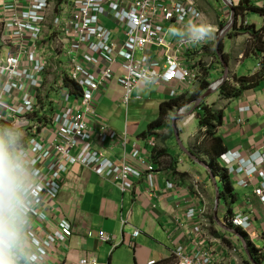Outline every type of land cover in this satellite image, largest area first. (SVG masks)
I'll return each mask as SVG.
<instances>
[{
    "label": "built area",
    "instance_id": "2783aa9c",
    "mask_svg": "<svg viewBox=\"0 0 264 264\" xmlns=\"http://www.w3.org/2000/svg\"><path fill=\"white\" fill-rule=\"evenodd\" d=\"M228 1L234 9L240 7V2ZM248 13L238 15V27L250 24ZM189 19L206 23L192 0H0V125L14 123L23 130L24 145L38 169L32 231L39 252L33 264H47L74 235L69 220L53 215L61 183L71 167L80 165L114 181L124 194L144 179L147 187H156V169L141 157L139 148L132 156L139 166L113 161L98 148L97 142L107 145L117 142L119 136L105 122L92 126L97 118L96 96L115 78L124 90L127 107L141 85L178 82L189 87L201 83L202 70L210 68L200 62L209 38L192 43L183 36H169L176 31L174 25L182 28ZM112 24L120 29L119 37L110 29ZM207 25L211 35L220 33L218 27ZM191 50L196 52L189 64L185 55ZM238 58L239 64L244 53ZM256 60L255 73L264 74V40ZM51 72L54 78L48 92ZM145 75L154 82L145 84ZM234 76L230 72L227 80L233 83ZM55 94H60L59 100ZM181 94L170 92L171 98ZM239 111L250 113L251 108L244 106ZM126 143L125 139V147ZM149 144L153 146L154 140ZM219 167L236 186H254L253 195L264 203V147L245 158L238 150L227 151L219 158ZM173 186L167 184L168 189ZM192 187L202 198L201 183L193 180ZM227 222L241 233L253 230L252 219L243 213ZM175 224H190L186 235L191 243L190 253L182 246L175 249L177 264H239L241 248H229L222 232L211 234L212 222L204 208L190 207ZM140 235L136 230L134 237ZM88 236L93 238L94 233L89 230ZM99 239L113 241L104 231ZM257 249L264 263V246ZM223 250L227 257L221 256ZM83 264H99V260L91 256Z\"/></svg>",
    "mask_w": 264,
    "mask_h": 264
},
{
    "label": "crops",
    "instance_id": "0c3cea01",
    "mask_svg": "<svg viewBox=\"0 0 264 264\" xmlns=\"http://www.w3.org/2000/svg\"><path fill=\"white\" fill-rule=\"evenodd\" d=\"M192 1L203 13L206 20L205 24H210L219 29L221 24H227V18H229L228 15L231 11L222 0ZM242 1L234 0V2H240V5ZM213 2L218 3L217 8L211 5ZM255 4L256 6L258 5L257 8H264V0H259ZM255 4L252 5L255 6ZM249 12L253 13L252 11ZM221 15L223 19H221ZM238 19L239 17L237 16V21ZM253 24L258 29L263 26V24L260 27L256 23ZM109 27L119 37L120 29L118 26L112 24ZM174 28L177 30L178 26L174 25ZM169 36L179 38L178 35ZM214 38L215 35L209 37L208 45L205 49L209 48V42L213 41ZM168 40L172 42L169 38ZM195 52L196 50H191L186 53L185 56L189 64L193 63ZM256 52L251 53V56H254L255 59ZM213 54H215V51ZM236 63L238 64V62ZM214 66H210L207 77L211 84L219 80L224 73V71L223 73L221 72L220 67ZM229 69L232 74L237 75L236 70H233L230 65ZM235 69H237V66ZM254 74L256 73L254 72L252 75ZM213 76H216V78L213 79ZM199 86L200 83L198 81L189 87L178 82L141 85L133 93V99L143 101L144 96L157 98L160 99V106L162 102L171 98V91L178 90L185 94L186 97H189L199 89ZM123 98L124 90L117 78L111 80L97 94V118L92 122V126L98 122H105L119 136L117 142L108 143L107 145L97 142V146L111 160L119 163L128 162L137 166H139V163L132 156L136 148H139L141 157L152 163L156 169L154 174L156 187H147L144 179L137 183V187L132 192L124 194L114 181L106 180L80 165L71 167L70 172L64 175L61 183V193L53 215L69 220L73 225L74 235L65 246L60 247L59 253L57 252L50 257L47 264H83V260L91 256H96L99 264L157 263L174 256L175 249L180 246L184 247L187 253L191 252V243L186 235L190 229V224L186 227L175 224V219L183 218L190 207L204 208L206 214H212L214 219L215 210L208 213L209 208L206 197L210 193L209 191L206 192V195L204 193L205 189L211 188L214 198L216 197V188L209 173L199 167V165L196 167L181 159L182 154L193 162L182 149L179 152L174 150L175 148L170 144L172 135L162 133L167 129L152 132L150 133L151 135L148 133L145 138L143 134L146 130L142 131L141 129L128 126L127 123L126 126H122V112H119V109L121 106H126L123 103ZM218 98L217 92L214 96L204 101L208 105H214L216 110H222V126L218 129V135L223 139L227 151L238 150L244 158L249 153L261 151L264 147V80L258 88L244 91L236 99L235 105H232L233 101H218ZM196 103L197 101L182 108L189 115L185 118L177 119L179 138L182 139L184 147L188 150L192 149L194 137L198 132L197 130L195 134L190 135L187 129L193 120H197L196 110L193 113L191 112ZM244 106H249L251 112L240 113L239 108ZM129 107H127V111ZM178 111L175 110L170 115L171 117H168L170 125L173 115ZM193 114L195 115L194 119L189 121V117ZM95 134L96 138H98V132ZM166 136L168 138L163 141ZM125 139L127 140L126 147L124 146ZM150 140H154L155 144L153 146L149 144ZM159 151H165V155L161 158L155 157ZM196 153L197 157L209 166L211 165L209 158L204 153L199 151H196ZM193 163L196 164L195 162ZM181 165L184 168L183 170L180 168ZM172 167L178 173H186V176L181 178L174 175L171 170ZM221 170H218V172H222ZM193 180L201 183L202 198L193 190ZM168 183H172L174 186L168 189ZM233 183L234 181L231 180L236 196L235 203L232 204L233 215L243 213L250 216L253 222V230L247 233L238 232L245 239L248 248H257L259 246L257 243H261L260 246H264V203L253 195L254 186L243 188ZM235 186L238 187V190L235 189ZM224 201L230 205L229 200L224 198ZM218 211L219 209H217V215ZM125 220L127 221L126 225L124 224ZM222 223L227 227L229 226L225 222ZM212 228H215L214 234L216 236H219L221 232L224 234L228 246L236 245L243 249L239 258L247 257L239 237L234 233L221 229L216 222L215 224L212 223ZM89 230L94 233L93 238L88 236ZM136 230L141 232L138 238L134 237ZM101 231L106 232L113 241H100L99 233ZM225 252L223 250L221 256H226L227 253Z\"/></svg>",
    "mask_w": 264,
    "mask_h": 264
},
{
    "label": "clouds",
    "instance_id": "9594fccd",
    "mask_svg": "<svg viewBox=\"0 0 264 264\" xmlns=\"http://www.w3.org/2000/svg\"><path fill=\"white\" fill-rule=\"evenodd\" d=\"M173 35L199 43L211 31L207 24L189 19ZM143 79L145 84L154 82L148 75ZM37 173L24 145L23 130L14 123L0 125V264H33L38 255L32 231Z\"/></svg>",
    "mask_w": 264,
    "mask_h": 264
},
{
    "label": "trees",
    "instance_id": "16d2710c",
    "mask_svg": "<svg viewBox=\"0 0 264 264\" xmlns=\"http://www.w3.org/2000/svg\"><path fill=\"white\" fill-rule=\"evenodd\" d=\"M245 11H252L255 13H259L264 18V8L260 9L250 4L249 0H243L239 8L235 9L236 23L233 30L227 34V36L232 37L237 35H248L250 43L249 50L255 53L257 50H260L263 46V37H264V23L261 28H257L255 25H248L246 27H238L237 16L239 14H243ZM220 25V30L225 28V25ZM220 51L224 56V59L228 62V56L223 52V44H220ZM215 59L217 60L216 56ZM218 62V61H217ZM218 65H221L218 62ZM210 69V68H209ZM209 69L202 71V81L200 83L199 89L193 93L191 96L186 97L185 94H181L178 97L170 98L167 101H164L159 106V114L155 120L150 122L147 126L146 132H144L143 136L146 138L149 133L161 131L163 129H169L171 135H173V131L171 129V125H166L165 120L172 115L175 110H181L186 107L188 104L196 102L198 98L209 88L210 82L207 80L209 75ZM223 73L222 67L220 68ZM234 82L231 83L226 80L219 88L218 95L219 98L226 101H234L238 97L244 93L246 90L256 89L258 88L262 81L264 80V74H254L250 76H234ZM71 87L74 85L70 84ZM75 89L78 88L75 86ZM196 119L198 124V132L194 137L193 147L190 148L189 151L197 156L196 151L204 153L211 162V169L216 176V172L220 170L219 167V158L227 152V148L224 144L221 136L218 135V129L222 126V110H216L214 105H208L206 101H203L199 104L196 109ZM165 155V151H159L155 157L161 158ZM174 175L184 178L186 173H178L175 168H171ZM221 175L225 182L226 192L223 194L219 192L220 199L225 198L230 201V205L227 208V211L224 216V220L228 221L231 219L233 215V206L235 203L236 196L234 194L233 185L231 184V180L227 174V171L221 170ZM212 223L215 224V221L211 217ZM230 226V225H229ZM252 259L256 264H263V261L258 256L257 248H249ZM175 257L171 256L167 259H164L159 262H155V264H175ZM244 264H252L247 257L244 258Z\"/></svg>",
    "mask_w": 264,
    "mask_h": 264
},
{
    "label": "rangeland",
    "instance_id": "374dc122",
    "mask_svg": "<svg viewBox=\"0 0 264 264\" xmlns=\"http://www.w3.org/2000/svg\"><path fill=\"white\" fill-rule=\"evenodd\" d=\"M211 5L214 8H217L218 3L217 2H213L211 3ZM231 14H229L228 16H230ZM248 22L252 25L253 23H256L257 26H261L264 23V18L258 14V13H248V15L246 16ZM221 19H223L222 15H221ZM229 21V18H227V22ZM239 23V20L237 21ZM249 24V25H250ZM254 25V24H253ZM219 32H221V30L219 29ZM219 33L215 35V38L213 39V41H210L209 43V48L207 47L204 51V55L201 57V64L203 66L210 64L211 65H215L214 67H220L221 65H218L219 60L215 59V54L214 57L212 55V53L215 51V47H216V39L218 37ZM249 40V36L248 35H239V36H232L229 37L227 35H225L224 39L222 40V44H223V52L226 53L228 55V59H229V65L233 70H236V73L238 76H250L255 72V69L257 67V60L255 59L254 56H251V53H253V51L251 52L249 50L250 48V43L248 42ZM264 40V37H263ZM208 45V44H207ZM214 48V49H213ZM240 52L244 53V57L246 58L245 60L241 61L239 64H237L236 62H238L239 58L238 56L240 55ZM239 54V55H238ZM206 56V57H205ZM251 56V57H250ZM248 57V58H247ZM218 61V62H217ZM220 63V62H219ZM209 66V67H210ZM237 66V69H235ZM201 69H206L205 67L201 68ZM209 69V68H208ZM203 71V70H202ZM53 78H54V74L51 72L48 75V84H46V90L48 89V92H50V84L51 82H53ZM213 79L216 78V76L212 77ZM45 90V91H46ZM215 94L211 95L214 96ZM210 96V97H211ZM143 97V96H142ZM141 97V98H142ZM219 97V95H218ZM54 98L56 100L60 99V94H55ZM209 98V97H208ZM218 98V101H221L222 99ZM132 103L129 107V110L127 111V107L125 106H121V108L119 109V112H122V120H121V125L122 126H126V123L128 124V126L131 127H135L137 129H141L142 131L147 130V125L152 122L153 120H155L159 114V103H160V99L157 98H148L147 96L143 97V101H136L135 99H133L132 96ZM237 100H234L232 105H235L234 103H236ZM171 117V116H170ZM170 120L167 118L166 119V124H169ZM188 133L191 134H195L198 130V124H197V120H193V122L188 126ZM162 133H168L169 135H171L169 129L165 130ZM168 138V136H166L163 141H165ZM181 139V138H180ZM183 146L184 142L182 141V139L180 140ZM170 144L173 145V147L175 148V151H181V147L178 145L177 140L175 135L173 134L170 137ZM186 148V147H184ZM181 159L187 163H190V165H195L196 167L198 165L194 164L193 162H191L186 156L181 154ZM200 167V166H199ZM180 168L183 170V166L181 165ZM216 183H217V188L219 190L220 193H224L226 192V187H225V182L224 179L221 175V172L219 173L218 171L216 172ZM206 185V184H205ZM208 186V184H207ZM235 189L238 190V187L235 186ZM236 190V191H237ZM209 191V195H207V202H208V213H211V211L213 212L214 210V194L211 191V188H208L207 190H204V193L206 195V192ZM228 203H225L224 198L220 199V203H219V211H218V219L221 222H225L227 225H229V223L227 221L224 220V216H225V212L228 208ZM208 215V219L210 220V222H212L211 217L213 218V215L207 214ZM214 220V219H213ZM215 226V225H214ZM230 228H232L231 226H228ZM235 229V228H232ZM237 230V229H236ZM211 234L215 233V228H211L210 229ZM238 231V230H237ZM225 244L226 241H225ZM257 245H259L258 247H260L261 243H257ZM233 245L229 246V248H232ZM243 249H241L240 251L238 250L237 253H242ZM258 253V252H257ZM228 254L225 256L227 257ZM240 255H238V259H239V264H244V258L242 257L239 258ZM248 259V257H247ZM249 260V259H248ZM250 261V260H249ZM177 260L176 263L177 264ZM264 264V263H263Z\"/></svg>",
    "mask_w": 264,
    "mask_h": 264
},
{
    "label": "water",
    "instance_id": "95a60500",
    "mask_svg": "<svg viewBox=\"0 0 264 264\" xmlns=\"http://www.w3.org/2000/svg\"><path fill=\"white\" fill-rule=\"evenodd\" d=\"M224 2V4L229 7L230 9V19L227 22L225 28L223 30H221V32L219 33L218 37H217V41H216V49H215V54L217 59L219 60L222 68H223V75L222 77L217 80L216 82L212 83L209 88L206 90V92L197 100L196 105L193 107V109L191 110V112L193 113L199 106V104L204 101L205 99H207L208 97H210L211 95L215 94L218 92L220 86L227 80V77L229 75L230 69H229V64L228 62L224 59L223 54L220 51V44L222 42V40L224 39L225 35H227L229 32H231L235 26L236 23V16H235V9L232 6V4L228 1V0H222ZM189 115V113H185V111L183 109L179 110L177 113H175V115H173L172 120H171V126H172V131L175 134L176 140L178 145L181 147L182 151L189 157L191 158V160L193 162H195L197 165H199L200 167H202L203 169H205L210 177L212 178L213 184L216 188V197H215V201H214V221L217 223V225L226 231H229L231 233H234L237 237L240 238V240L242 241L244 250H245V254L248 257V259L250 260V262L252 264H256L254 262V260L251 257L249 248L247 246V243L245 241V239L239 234V232L236 229H232L230 227H227L225 224H223L217 217V209L219 206V202H220V194H219V190L217 188V183H216V176L213 173L211 167L206 164L202 159H200L199 157H197L196 155H194L193 153H191L188 149L184 148V146L181 144L180 142V138H179V132H178V128H177V119H181V118H185Z\"/></svg>",
    "mask_w": 264,
    "mask_h": 264
}]
</instances>
